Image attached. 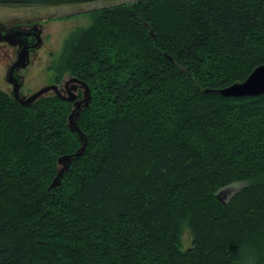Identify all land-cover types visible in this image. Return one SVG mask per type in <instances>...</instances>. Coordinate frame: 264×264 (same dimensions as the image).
I'll return each mask as SVG.
<instances>
[{"label":"trees","instance_id":"obj_1","mask_svg":"<svg viewBox=\"0 0 264 264\" xmlns=\"http://www.w3.org/2000/svg\"><path fill=\"white\" fill-rule=\"evenodd\" d=\"M88 15L53 66L90 90L57 188L71 103L0 89V264H264V96L205 92L264 64V0Z\"/></svg>","mask_w":264,"mask_h":264},{"label":"water","instance_id":"obj_2","mask_svg":"<svg viewBox=\"0 0 264 264\" xmlns=\"http://www.w3.org/2000/svg\"><path fill=\"white\" fill-rule=\"evenodd\" d=\"M138 1L141 0H0V30L6 31L11 24L15 23L46 21L83 15L133 4ZM149 34L154 37L152 32H149ZM28 63L27 50H21L18 54L17 62L13 64L7 74V82L13 86V92L11 94L13 100L21 106H29L37 99L45 96L49 91H54L59 99L73 102V108L68 116L67 126L70 132L78 136L81 145L74 153L58 158L57 163L59 169L49 186V189H54L60 185L61 179L68 171L71 163L81 157L85 151L87 138L78 126V119L81 111L89 107V89L84 82L72 79L71 82L78 83L84 88L82 100H75V95L70 91L67 97L60 95L55 85L44 87L28 97H21L19 95L21 83L16 77L14 78V72L19 69H24ZM205 92L216 94L223 98L264 96V64L257 66L242 82L233 83L222 89L206 90Z\"/></svg>","mask_w":264,"mask_h":264},{"label":"rangeland","instance_id":"obj_3","mask_svg":"<svg viewBox=\"0 0 264 264\" xmlns=\"http://www.w3.org/2000/svg\"><path fill=\"white\" fill-rule=\"evenodd\" d=\"M90 23L91 16L84 14L70 19L54 20L42 24L43 47L32 58L30 65L21 72L25 83L23 88L25 94L28 92V95H30L37 92L44 86L51 84L56 76L59 77V74L54 72L53 66L59 60L64 45L73 33L85 29ZM9 63L4 59L0 62V89L4 92L8 90L4 74ZM64 77L67 78L68 74H62L60 79ZM242 186L243 184L237 183L224 189L221 192V199L226 201ZM191 241V235L188 229L184 227L181 232L182 250L188 249L191 246Z\"/></svg>","mask_w":264,"mask_h":264},{"label":"flooded vegetation","instance_id":"obj_4","mask_svg":"<svg viewBox=\"0 0 264 264\" xmlns=\"http://www.w3.org/2000/svg\"><path fill=\"white\" fill-rule=\"evenodd\" d=\"M77 16H81V15L50 19L46 21L20 22V23L11 24L6 29V31L0 30V62H2L3 59L6 60L7 62H10L4 74L6 88L8 87V90L5 93H7L11 97V94L13 92V86L7 82V74L11 69V67L13 66V64L17 62L18 54L20 53V51L26 49L29 63L24 69L16 70L14 72V78L16 77L18 81H20L21 83L19 88V95L21 97H28L33 94L32 93L28 95L29 94L28 92L27 94L23 92L25 83H24V78L21 75V72H23L30 65V63L32 62V58L43 47L44 38H43L42 24L54 20L70 19ZM66 48H67V44L64 45L63 50L58 58L59 60L62 58ZM72 79H76V78H72L71 76L68 75L67 78L64 77L62 79H58V76H56L51 84L46 85L44 87L55 85L57 86V90L60 95L67 97L68 92L70 91L75 95V100H82L84 94V88L78 83L71 82ZM66 83L68 84L66 85ZM89 94H90V90H89ZM45 96H56V95L54 91H49ZM70 103L73 108V102Z\"/></svg>","mask_w":264,"mask_h":264}]
</instances>
